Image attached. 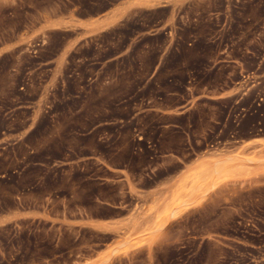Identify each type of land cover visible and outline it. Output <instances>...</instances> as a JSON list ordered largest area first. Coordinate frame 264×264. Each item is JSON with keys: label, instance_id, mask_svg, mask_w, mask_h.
Listing matches in <instances>:
<instances>
[{"label": "rangeland", "instance_id": "obj_1", "mask_svg": "<svg viewBox=\"0 0 264 264\" xmlns=\"http://www.w3.org/2000/svg\"><path fill=\"white\" fill-rule=\"evenodd\" d=\"M0 264H264V0H0Z\"/></svg>", "mask_w": 264, "mask_h": 264}]
</instances>
